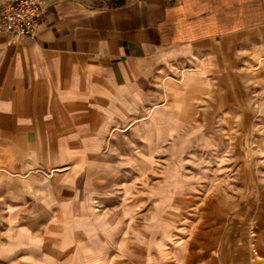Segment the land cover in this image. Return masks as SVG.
<instances>
[{
  "label": "crops",
  "instance_id": "crops-1",
  "mask_svg": "<svg viewBox=\"0 0 264 264\" xmlns=\"http://www.w3.org/2000/svg\"><path fill=\"white\" fill-rule=\"evenodd\" d=\"M41 1L0 31V264H264V0ZM214 137L240 188L197 225L158 171Z\"/></svg>",
  "mask_w": 264,
  "mask_h": 264
},
{
  "label": "rangeland",
  "instance_id": "rangeland-1",
  "mask_svg": "<svg viewBox=\"0 0 264 264\" xmlns=\"http://www.w3.org/2000/svg\"><path fill=\"white\" fill-rule=\"evenodd\" d=\"M95 6H112L119 4L124 0H89ZM211 147L209 144H204L200 139L197 144H192L185 152H182L178 158L179 167L174 171L167 170L166 159L162 162L159 177H168V173H175V176L181 181H190L195 183V193L197 194L196 202V222L201 225L204 222L205 197L211 194L214 200V205L220 206L221 201L217 202L216 197L221 194H235L240 186L237 185L238 176V159L236 154V140L229 138L227 148L222 151L220 146V138L214 137ZM224 148V147H223ZM191 186V189L194 188ZM234 207L228 214L232 217L237 212L238 203L233 202ZM220 209L214 206V217L220 214ZM228 217V219H229ZM218 225H220L221 218L218 216ZM227 219V218H225ZM225 223V220H222ZM216 221L214 220V223Z\"/></svg>",
  "mask_w": 264,
  "mask_h": 264
},
{
  "label": "built area",
  "instance_id": "built-area-1",
  "mask_svg": "<svg viewBox=\"0 0 264 264\" xmlns=\"http://www.w3.org/2000/svg\"><path fill=\"white\" fill-rule=\"evenodd\" d=\"M41 10V0H14L4 3L0 8V31L15 38L35 37Z\"/></svg>",
  "mask_w": 264,
  "mask_h": 264
}]
</instances>
